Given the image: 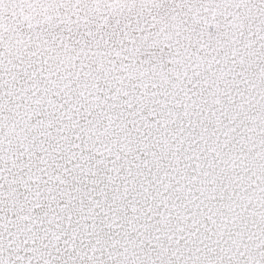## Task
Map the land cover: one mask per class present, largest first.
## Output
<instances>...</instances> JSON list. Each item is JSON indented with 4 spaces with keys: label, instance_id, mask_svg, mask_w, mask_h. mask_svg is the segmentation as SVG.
<instances>
[{
    "label": "snow or ice",
    "instance_id": "obj_1",
    "mask_svg": "<svg viewBox=\"0 0 264 264\" xmlns=\"http://www.w3.org/2000/svg\"><path fill=\"white\" fill-rule=\"evenodd\" d=\"M0 264H264V0H0Z\"/></svg>",
    "mask_w": 264,
    "mask_h": 264
}]
</instances>
